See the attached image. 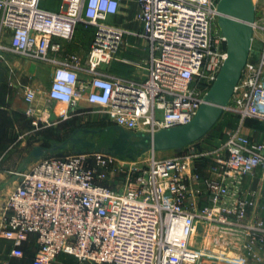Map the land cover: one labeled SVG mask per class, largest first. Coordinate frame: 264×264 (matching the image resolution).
<instances>
[{
  "label": "built area",
  "instance_id": "obj_1",
  "mask_svg": "<svg viewBox=\"0 0 264 264\" xmlns=\"http://www.w3.org/2000/svg\"><path fill=\"white\" fill-rule=\"evenodd\" d=\"M262 1L260 9V0L252 1L248 59L223 109L236 124L224 141L190 144L169 158L152 156L147 167L130 168L121 190L109 183L111 160L100 152L45 158L14 172L16 187L0 220L13 257H22V243L34 236L32 264H53L61 254L79 264H202L203 258L239 264L241 257L225 253L237 246L244 258L264 264V221L248 220L254 200L243 190V178L264 168V143L241 133L247 119L264 124ZM217 2L137 0L140 30L127 31L106 22L119 0H66L57 11L40 7L39 0H0V62L11 76L7 53L49 66L46 98L61 108L60 121L80 114L84 99L118 128L153 136L189 123L218 74L226 49L225 38L213 31ZM78 24L93 29L84 61L63 47ZM126 36L145 43L144 78L103 70L118 59ZM38 96L24 88V115L35 127L48 123L47 111L37 112ZM199 231L203 249L192 244Z\"/></svg>",
  "mask_w": 264,
  "mask_h": 264
},
{
  "label": "rangeland",
  "instance_id": "obj_2",
  "mask_svg": "<svg viewBox=\"0 0 264 264\" xmlns=\"http://www.w3.org/2000/svg\"><path fill=\"white\" fill-rule=\"evenodd\" d=\"M65 1L66 0H39V6L48 10L57 11V8H59ZM252 1L254 3V0ZM261 5H263L262 0H260V6H258L259 9ZM255 7L257 9V5ZM259 15L260 13H256V19H259ZM109 18L110 17H108L106 21L108 23H110ZM92 30L93 29L91 27H86L82 24H78L76 26L75 32L77 33L79 31L77 33V35H79L78 47L77 49H73V53L77 54V52L79 53L80 51H85L87 36H90ZM213 31L215 33L219 32L216 17L213 21ZM4 56L5 58H7L6 55ZM20 61L21 60H19L18 63H20ZM32 63L35 67L34 77L30 79V76L19 72V85H15L14 87H10L9 89H7V86L5 84V65L0 62V119L5 118V113L7 112L6 108L9 107L7 101L5 102V100H2V96H4L5 99L6 95H8L7 92L10 90V98L16 104H20V102L24 101V88L29 87V85H31V82L33 83L32 86L34 87V89L39 92L38 100L36 102H41L42 106L48 113L47 121L49 124L40 122L38 123V126L35 127L30 124V122L29 129L19 131L17 134H11L10 144L13 147H10H12V152L14 155H18L20 156V158L28 155V158H30V160L38 161L45 158L65 157L78 152H100L109 156L111 160L108 170L109 183L115 189L121 190L124 186L126 177L129 175L130 168H133L134 166L145 168L147 167L152 156H154V158L156 159H162L174 155L178 151L182 150L183 147L156 152L146 150L139 155H132L131 157L127 156L125 150L127 148H131L129 142L137 140L138 135H148L145 133L128 132L121 128H118L112 123L108 116L101 113L99 108L97 107L90 108L89 110H87L88 112L83 115L78 114L75 116V118L66 120L67 123L65 121H60L58 118V111L61 108L58 105L53 104L46 98V91L51 81V68L44 64L34 62ZM71 121L72 123L74 122V124H71ZM230 128V119L228 118L227 113L223 112L212 129L204 137L198 140L197 143L204 142L208 143L209 145L218 144L224 141L225 132ZM28 130H30V132L26 133ZM122 132H128V138L124 141L116 142L118 136ZM193 144H196V142ZM119 145L123 147V151L120 154H114V149L110 148ZM21 148L25 149L24 154ZM35 148H40L42 150L41 155L38 157L32 154V151ZM136 151L139 152L138 149H136ZM122 163L123 165H121ZM16 182L17 178L15 177L12 182L6 184L8 189L6 188L4 191L7 192V190L11 189L12 186L16 184ZM3 198L4 196L2 197V199Z\"/></svg>",
  "mask_w": 264,
  "mask_h": 264
},
{
  "label": "crops",
  "instance_id": "obj_3",
  "mask_svg": "<svg viewBox=\"0 0 264 264\" xmlns=\"http://www.w3.org/2000/svg\"><path fill=\"white\" fill-rule=\"evenodd\" d=\"M59 8L57 9L59 10ZM138 11H139V6L137 0H119L118 12L115 15L110 16L109 22L127 31H139L140 23L137 20ZM77 33L74 35V40L72 42H63V47L66 52H73V49H77L78 37H79ZM91 39H92V32L90 36H87L85 51H80L79 53L76 51L82 61H84L86 58ZM6 57H7L6 58L7 61H9L8 62L9 65L14 69V74H15L14 76H11L9 74L8 68L5 66L4 69L6 74L5 84L7 86V89L15 86V85H10L9 82L13 79V82L15 83V81L18 80L19 78V72L30 76V79L34 77L35 67L33 66L32 62L25 61L22 58L15 57L9 53L6 54ZM12 58H16V59H12ZM19 60H21L20 61L21 64L18 63ZM145 67H146L145 43L141 40H136L130 36H126L125 44L119 51L118 59L113 61L110 65L104 66L103 70L118 76L141 79L144 78L146 75ZM30 84L31 85H29V87L34 88L32 86L33 83L31 82ZM9 92L10 90L7 92L8 95H6L5 99L4 96H2V100H5V102L7 101L9 107L6 108L7 112L5 113V118L0 119V220H1L2 208L5 204L4 202H6L8 194L16 187L15 184L12 186L11 189L7 190V192L4 191L7 188L6 184H9L15 179L13 173L18 170H22V171L28 170L33 164L37 162L36 160L35 161L30 160V158H28V155L27 156L25 155L26 157L23 156L20 158V156L14 155L12 152L13 146L10 144L11 134L12 135L17 134L19 131L29 129L30 120L26 116H24V109H25L24 101L20 102V104H16L10 98L11 94L9 95ZM35 106L38 110L37 111L38 114H40L44 110V107L42 106L41 102L38 103L36 102ZM90 108H92V106L87 104L86 101L82 99L78 102L77 112L83 115L86 112H88L87 110H89ZM75 116L70 118V120L75 118ZM71 124H74V122L72 123L71 121ZM235 124L236 121L233 126H235ZM29 132L30 130H28L26 133ZM241 133L242 135L247 136L252 140L264 143V124L257 122L256 120L247 119L241 130ZM208 145H209L208 143H204V142H200V143L196 142V144H194V146H196L197 148H205ZM21 149L24 154L25 149L24 148ZM174 155H171L169 157H172ZM169 157H165V158H169ZM199 170L200 172L206 174V169L204 166L199 167ZM243 190L247 196L251 195V197L254 200V206L251 207L248 212V220L253 221L256 218H259L264 221V168L258 167L251 175H247L243 178ZM3 196L4 198L2 199ZM199 232L201 234V231ZM199 232L192 240V244L197 249H203L205 247V242L202 240ZM12 248H13L12 242L10 240L5 239L2 236L0 229V264H32V260L34 258L35 249H36V241L34 236H29L27 240L22 243L21 246V249L23 251L22 257L20 258L13 257L11 255ZM259 252L262 253L263 250L260 249ZM225 253H227L230 257H241V260H239L238 262L239 264H257L254 261L244 258L243 253L241 250L238 249V246L237 248L236 247L228 248L227 251H225ZM53 264H79V263H77L74 258L61 254L55 258ZM81 264H85V263H81ZM202 264H227V263L222 261H216L214 259L203 258Z\"/></svg>",
  "mask_w": 264,
  "mask_h": 264
},
{
  "label": "water",
  "instance_id": "obj_4",
  "mask_svg": "<svg viewBox=\"0 0 264 264\" xmlns=\"http://www.w3.org/2000/svg\"><path fill=\"white\" fill-rule=\"evenodd\" d=\"M216 10L217 27L225 38L226 57L204 97V103L185 125L159 130L153 136L138 135L137 140L129 142L131 148L125 150L127 156L139 155L146 150H172L193 144L204 137L221 117L248 59L255 11L251 0H218ZM128 136V132H122L116 142L124 141ZM110 149H114V154L123 151L121 145ZM41 153L40 148L32 151L36 157Z\"/></svg>",
  "mask_w": 264,
  "mask_h": 264
},
{
  "label": "trees",
  "instance_id": "obj_5",
  "mask_svg": "<svg viewBox=\"0 0 264 264\" xmlns=\"http://www.w3.org/2000/svg\"><path fill=\"white\" fill-rule=\"evenodd\" d=\"M76 34V32H75ZM25 116V115H24ZM228 118L230 119V122H231V127H233L235 121H236V117L233 116V115H230V114H227ZM30 122V121H29Z\"/></svg>",
  "mask_w": 264,
  "mask_h": 264
},
{
  "label": "bare ground",
  "instance_id": "obj_6",
  "mask_svg": "<svg viewBox=\"0 0 264 264\" xmlns=\"http://www.w3.org/2000/svg\"><path fill=\"white\" fill-rule=\"evenodd\" d=\"M252 1V0H251Z\"/></svg>",
  "mask_w": 264,
  "mask_h": 264
}]
</instances>
